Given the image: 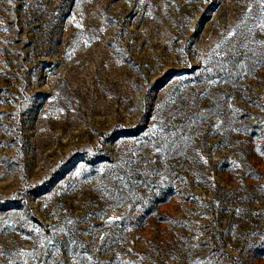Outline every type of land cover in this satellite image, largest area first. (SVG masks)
Wrapping results in <instances>:
<instances>
[{"label":"rangeland","instance_id":"374dc122","mask_svg":"<svg viewBox=\"0 0 264 264\" xmlns=\"http://www.w3.org/2000/svg\"><path fill=\"white\" fill-rule=\"evenodd\" d=\"M262 15L0 0V264H264Z\"/></svg>","mask_w":264,"mask_h":264},{"label":"snow or ice","instance_id":"6c2138e0","mask_svg":"<svg viewBox=\"0 0 264 264\" xmlns=\"http://www.w3.org/2000/svg\"><path fill=\"white\" fill-rule=\"evenodd\" d=\"M9 3H11V0H9ZM259 4L261 6V12L264 13V0H259ZM251 4L249 5V12L251 11ZM77 27H82V25H79L77 24ZM256 27L264 30V15H262L260 18H259V22L256 24ZM252 32V29H249V34H251ZM228 36H235L236 35V32L235 31H230L228 34ZM248 38L245 37V42L240 46V47H243V48H246L248 49L249 52H252V53H255V49L254 48H249V45H248ZM85 43H87V41H85ZM253 43H258L262 46H264V41H253ZM216 48L219 49L220 48V44H217L216 45ZM231 53L233 56H239L241 55V53L239 52V49L237 47H233L231 49ZM221 53H217V55H220ZM244 55V58L243 59H238L236 60V69H235V74L237 76H246L250 73V69L247 67V64H246V60H247V54H243ZM257 63H260V61H257ZM211 69H209L210 71ZM222 70H225L227 71L226 69H222ZM229 75H232V73H228ZM216 81H209V83H215ZM229 107L231 108L232 105L229 104ZM238 111V110H237ZM186 139H191L190 137L189 138H186ZM157 152L160 151L159 148L156 149ZM258 152H260L261 155H264V152L260 151V149H257ZM201 159H203V157H201ZM205 163H207V161L205 160L204 161ZM239 211V210H237ZM120 219V217L118 216H113V217H109V221H115V220H118ZM69 223H71V221H69ZM34 255V253H33ZM89 259H91V257H89ZM129 264H132V262H129Z\"/></svg>","mask_w":264,"mask_h":264}]
</instances>
